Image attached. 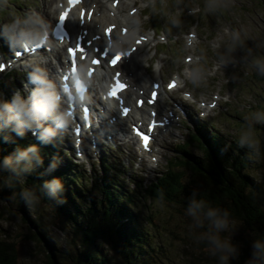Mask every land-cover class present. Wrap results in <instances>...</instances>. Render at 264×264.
<instances>
[{
  "label": "rangeland",
  "instance_id": "obj_1",
  "mask_svg": "<svg viewBox=\"0 0 264 264\" xmlns=\"http://www.w3.org/2000/svg\"><path fill=\"white\" fill-rule=\"evenodd\" d=\"M18 1L0 0V50L8 42L2 34L6 25L17 18L33 17L41 21L37 26L39 29L51 20L45 17L48 3L52 7L56 3V0ZM120 1L125 2L120 14L125 15L130 10L131 21L137 24L130 29L129 44L139 37L135 33L136 28L140 36L149 39L135 53L140 59L138 72L141 77H146L141 82L144 96H147L149 80L155 78V73L163 86L169 79L179 78L180 87L177 90L164 89L156 104L159 117L172 111V124L157 130L149 153L136 151L133 140L123 143L116 139L113 143H103L98 150L85 151L84 163L75 169L80 179L83 175L84 179L96 183L105 175L99 166V158L104 151L110 150L106 155L109 162L127 178L114 171L107 174L133 191L131 195L137 208L132 211L149 232L150 242L155 247V264H239V246H242L241 239L247 234L238 223L224 222L223 227L217 228L204 216L194 218L187 210L159 199L140 198L136 194L141 190L135 193L136 187L132 182L145 187L162 179L167 161L177 155L173 147L188 138L197 122L203 124L209 133H217L226 143L237 140L246 147L249 156L253 151L249 179L264 187V151H259L260 147H264V131L257 127L263 124L264 119V0ZM104 3L109 6L108 2ZM189 33L195 36L190 38ZM185 57L190 60L185 61ZM37 59L39 62L30 70L21 69L20 72L25 75L22 80H13L16 73L12 79L0 76V101H3V95L11 100L16 91L22 98L27 97L34 87L28 83V74L34 67L43 69L45 75L51 72L45 65L46 58L39 56ZM52 66L56 70V65ZM3 83H6L5 89L1 87ZM216 98L219 99L216 100L215 111L209 110L201 116L199 112L204 110L201 103L206 106ZM178 104L184 107L182 112ZM191 113L193 117L189 119ZM60 131L66 143L59 146L61 151H67L70 149L69 136L67 131ZM30 134L28 130L24 131L26 141L32 138ZM109 145L116 148L109 149ZM191 151L202 156V152L195 147ZM3 185L8 189V181L0 172V237L15 245L19 264H47L44 245L31 240L29 230L34 229L22 220L24 216L37 218L58 250L65 252L74 248L65 222L40 197L21 187V198L26 202L23 213L10 204L13 196L4 195ZM114 186L111 188L114 189ZM80 187L83 188V185ZM12 192L17 193L16 189ZM95 193L99 196L98 192ZM214 237H219L220 243H214L217 241ZM97 246L109 258H115L105 245ZM249 248L252 256L251 244ZM259 257L264 264V254Z\"/></svg>",
  "mask_w": 264,
  "mask_h": 264
},
{
  "label": "trees",
  "instance_id": "obj_2",
  "mask_svg": "<svg viewBox=\"0 0 264 264\" xmlns=\"http://www.w3.org/2000/svg\"><path fill=\"white\" fill-rule=\"evenodd\" d=\"M1 87L5 89L6 83ZM257 127L264 131V119ZM194 129L186 140L173 147L177 155L167 161L162 179L145 187L132 182L135 193L141 190L136 195L159 199L185 210L193 200L203 201L197 216L206 217L207 209H216L220 219L236 222L246 232L239 246V264H262L259 255L264 254V187L249 179L250 159L255 153L252 151L249 156L246 147L237 140L226 143L217 133H209L203 124L196 123ZM62 143L60 138H52L48 143H42L37 137L26 141L11 127L0 130V172L10 188L3 185L4 195L13 196L10 204L25 212L21 187L25 188L40 197L69 229L74 248L64 252L51 242L37 218H22L34 229L29 230L31 240L44 245L47 264H155V247L150 242L149 232L132 211L137 208L131 195L133 191L107 174L114 171L122 175L109 162L106 156L109 150L104 151L99 160L105 175L94 183L83 175L80 179L75 169L78 165L61 151L59 144ZM29 146H34L36 151L29 153L27 159L16 161L17 152ZM192 147L201 151L202 156L193 154ZM259 151H264V147ZM5 158H10L6 166L2 163ZM53 179L59 182L60 188L49 194L45 184ZM14 189L17 193L12 192ZM214 238L217 239L214 243H220L219 237ZM98 244L105 245L115 258L112 260L98 250ZM0 264H19L15 245L2 237Z\"/></svg>",
  "mask_w": 264,
  "mask_h": 264
},
{
  "label": "clouds",
  "instance_id": "obj_3",
  "mask_svg": "<svg viewBox=\"0 0 264 264\" xmlns=\"http://www.w3.org/2000/svg\"><path fill=\"white\" fill-rule=\"evenodd\" d=\"M40 24L41 21L37 18H17L4 27L2 34L6 36L12 46L24 48L33 44L40 45L45 41L44 33L37 27ZM110 66L114 65L110 62ZM28 81L34 87L27 97L22 98L20 92L16 91L10 102L0 101V130L11 127V130L18 136H23L24 131L28 130L36 135L42 143H48L56 136L58 129L67 126L69 123L68 113L60 111L61 96L46 78L43 69L34 67L28 74ZM126 87V85H121V90ZM35 151L34 146H29L18 151L15 160L27 159L29 153ZM2 163L5 166L8 165L10 158H5ZM45 187L49 194H54L60 188V184L56 179H53L45 184ZM203 204V201L193 200L187 209L188 214L194 218L197 217ZM204 215L211 220L215 227H223L224 221L217 216L216 209H207ZM256 247L259 248L260 245L257 244Z\"/></svg>",
  "mask_w": 264,
  "mask_h": 264
},
{
  "label": "bare ground",
  "instance_id": "obj_4",
  "mask_svg": "<svg viewBox=\"0 0 264 264\" xmlns=\"http://www.w3.org/2000/svg\"><path fill=\"white\" fill-rule=\"evenodd\" d=\"M104 2H108L109 6H106ZM123 3L125 2L120 1L116 3L113 0L110 1L83 0L82 1L81 7L87 11V14L84 13L80 18L81 20H83V23L85 24L83 28L89 30V34H88L89 38L94 36H99V38L95 40V44H98L96 46L100 47V49L107 47L110 48L111 51L115 49L113 45L124 46L129 44V39L131 38L130 29L137 27V24L131 21L133 19V16L130 10L125 15L120 14V9L124 5ZM76 9L78 10V8H74V13L76 12ZM52 15H53V7L51 3H48L47 10L45 11V17L47 19H51ZM79 29L80 27H78V25L76 24V31H78ZM121 29H125L126 34H121L120 31ZM106 30L108 31L107 34H106ZM135 33H137L140 37L139 30L137 28ZM139 37L134 38V40ZM142 39L145 42L149 40L148 38H142ZM100 43L103 44L104 46H101ZM137 49L138 48L136 46H133V52H132L134 55L133 58H131L130 60H126L119 67L117 65V68H119L118 70H120V76L128 84V89L126 90L125 96L123 97V99L125 100V104L128 106V112L126 114L127 115L126 119L120 120L121 126L125 125L126 123L132 124L131 123L132 121L141 123L147 120L149 117V111L147 112V110L149 109L150 106L143 104L141 107H137L134 102L135 99L134 97L137 94H144V85L141 84V82H144L146 79V77L144 78L141 77L140 72H138L140 67L139 66L140 59L135 54ZM60 51H61L60 48L57 47L55 50H53L50 53L53 59L59 60V62L63 58V53H61ZM44 55L48 56V54H44ZM38 62L39 61L37 59L33 60V64H37ZM46 65L51 70V72L49 71L46 73L47 79L51 83H54L56 71L52 66V61H48ZM107 74L108 71L105 68L103 67L99 68V74L95 76L96 80L98 81L99 89H101V84L105 81V77L108 76ZM156 79L159 80V76L157 73H155V78L154 79L151 78L149 82L152 81V84H155L156 82H158L156 81ZM107 83L108 82H106V84ZM179 87H180L179 85L175 87V90H177ZM110 104L112 109H116L115 101H110ZM129 177L130 176L128 175V178Z\"/></svg>",
  "mask_w": 264,
  "mask_h": 264
},
{
  "label": "snow or ice",
  "instance_id": "obj_5",
  "mask_svg": "<svg viewBox=\"0 0 264 264\" xmlns=\"http://www.w3.org/2000/svg\"><path fill=\"white\" fill-rule=\"evenodd\" d=\"M63 19H65V17H64ZM120 59H121V56H114V57L110 60V62H111L113 65H116L117 62H118ZM96 63H98V61H97ZM118 89H121V85H120V84H117V85H116V88L113 89V92H116ZM140 103H142V102H140Z\"/></svg>",
  "mask_w": 264,
  "mask_h": 264
}]
</instances>
